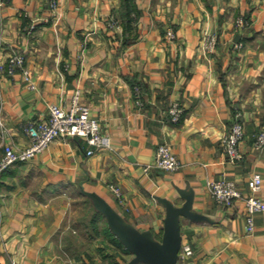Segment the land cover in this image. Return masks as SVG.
<instances>
[{
	"label": "crops",
	"instance_id": "obj_1",
	"mask_svg": "<svg viewBox=\"0 0 264 264\" xmlns=\"http://www.w3.org/2000/svg\"><path fill=\"white\" fill-rule=\"evenodd\" d=\"M131 2L130 27L124 26L121 0H60L56 15L47 0H6L2 6L0 59L24 50L36 88L19 72L0 79V155L7 143L27 146L23 125L46 117L52 102L69 105L76 88L108 145L88 155L83 138L58 137L4 170L0 264H126L133 254L106 228L105 235L92 226L94 231L82 230L68 217L72 193L87 197L80 186L158 238L165 206L157 196L180 205L177 187H190L192 210L208 219L180 218L182 244L193 250L189 264H264V211L254 213L248 233L243 200L224 206L207 186L227 178L248 194L251 175L259 173L264 199V147L253 144L264 121V0ZM240 17L247 20L244 27L237 25ZM168 26L175 30L172 40L165 36ZM208 31L218 34L211 52L202 41ZM174 100L183 109L177 123L165 120ZM235 106L242 111L244 137L241 158L230 162L219 140ZM162 142L180 167L146 170ZM110 184L120 187L121 201Z\"/></svg>",
	"mask_w": 264,
	"mask_h": 264
},
{
	"label": "built area",
	"instance_id": "obj_2",
	"mask_svg": "<svg viewBox=\"0 0 264 264\" xmlns=\"http://www.w3.org/2000/svg\"><path fill=\"white\" fill-rule=\"evenodd\" d=\"M6 0H0V16L2 15V6ZM49 10L56 15L60 0H47ZM237 25L244 27L247 24L245 18L240 17ZM117 23L115 18H111L109 25L114 26ZM34 27L31 24L29 31ZM167 40L175 38L173 26L165 29ZM203 45L206 50L214 51L218 42L216 32H205L202 36ZM20 73L27 86L31 89L36 88L32 80V74L26 65V56L24 50L20 48L13 49L6 59H0V79L8 76L13 77ZM135 102L142 104L140 97V86L133 87ZM183 109L177 100L170 103L165 120L177 123L182 117ZM1 123V120H0ZM23 130L29 137V144L23 148H16L12 144H5L0 155V177L5 169L14 163L26 161L42 151L48 144L58 137L74 136L83 138L88 144L87 154H93L97 148L108 145V138L103 132L100 120L91 114L90 107L82 102L80 89L76 88L70 99V104L65 105L61 102H52L48 104V115L38 119H31L23 125ZM244 137V127L242 122V111L239 106H235L231 115L229 125L221 135L219 145L222 152L230 162H237L241 158L239 144ZM253 144L256 148L264 147V121L260 128L253 134ZM180 160L172 151L170 145L166 142L159 143L154 152L152 163L146 164L147 170L150 166L173 171L180 167ZM262 177L259 173H253L248 181L250 193L243 194L236 184L227 178L217 180H208L207 186L211 196L216 202L231 206L235 200L242 199L246 209V232L251 233L254 230V213L264 211V199L258 195L261 188ZM110 188L121 201L123 195L118 185L110 184ZM193 250L189 244H181L178 258L175 264H189Z\"/></svg>",
	"mask_w": 264,
	"mask_h": 264
},
{
	"label": "water",
	"instance_id": "obj_3",
	"mask_svg": "<svg viewBox=\"0 0 264 264\" xmlns=\"http://www.w3.org/2000/svg\"><path fill=\"white\" fill-rule=\"evenodd\" d=\"M237 37L238 34L235 40ZM80 189L105 219L111 233L133 254L126 264H175L182 244L180 218L192 221L208 219L204 214L192 210L193 190L190 187H177L179 194L184 197L180 205L167 197L157 196L165 206L162 232L158 238L151 229L137 228L98 192L85 190L82 186Z\"/></svg>",
	"mask_w": 264,
	"mask_h": 264
},
{
	"label": "rangeland",
	"instance_id": "obj_4",
	"mask_svg": "<svg viewBox=\"0 0 264 264\" xmlns=\"http://www.w3.org/2000/svg\"><path fill=\"white\" fill-rule=\"evenodd\" d=\"M72 195L74 196V200H72L70 204L68 217H72L77 220L79 229L88 230L90 228V231H94V229H91L92 226L95 227V229L99 228L105 235L106 221L97 211H95L91 200L80 194H76L75 192H73ZM100 236L103 237L102 234Z\"/></svg>",
	"mask_w": 264,
	"mask_h": 264
},
{
	"label": "trees",
	"instance_id": "obj_5",
	"mask_svg": "<svg viewBox=\"0 0 264 264\" xmlns=\"http://www.w3.org/2000/svg\"><path fill=\"white\" fill-rule=\"evenodd\" d=\"M121 6H122V12H121V15H122V18H123V21H124V26L125 27H130L132 21H133V18H132V11H134V7H133V2H131V0H121ZM137 85V84H134V86ZM133 86V87H134ZM99 213V212H98ZM100 214V213H99ZM101 215V214H100ZM102 216V215H101ZM106 229L110 232V234L112 236H114L111 231L109 230V228L107 227V224H106ZM115 237V236H114ZM116 238V237H115ZM117 239V238H116ZM117 241L120 243V241L117 239Z\"/></svg>",
	"mask_w": 264,
	"mask_h": 264
}]
</instances>
